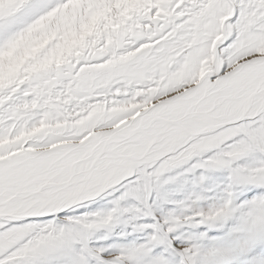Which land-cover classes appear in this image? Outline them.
Here are the masks:
<instances>
[{
  "label": "snow or ice",
  "instance_id": "obj_1",
  "mask_svg": "<svg viewBox=\"0 0 264 264\" xmlns=\"http://www.w3.org/2000/svg\"><path fill=\"white\" fill-rule=\"evenodd\" d=\"M121 12L117 0H17L0 15V52ZM102 44L0 90V264H33L72 239L55 219L105 191L121 192L110 212L69 220L107 224L121 200L194 156L223 167L264 154V0H151ZM234 171L264 185V161Z\"/></svg>",
  "mask_w": 264,
  "mask_h": 264
},
{
  "label": "rangeland",
  "instance_id": "obj_2",
  "mask_svg": "<svg viewBox=\"0 0 264 264\" xmlns=\"http://www.w3.org/2000/svg\"><path fill=\"white\" fill-rule=\"evenodd\" d=\"M57 2L41 0L49 5ZM117 2L122 12L116 21L105 17L101 26L93 20L74 32L66 20L62 36L29 32L15 40L0 52V90L81 56L84 49L95 55L101 39L102 51L121 31L128 14L151 0ZM16 5L17 0H0V15L9 14ZM52 41L58 46L46 54L44 49ZM261 161L264 154L252 153L227 166L204 167L201 157L194 156L167 170L151 187L121 200L107 224L83 229L69 220L83 216L94 221L96 213L110 212L121 192L105 191L59 214L54 227L77 234L36 256L33 264H157L159 260L164 264H264V209L254 204L264 199V185L241 180L234 171L252 169ZM228 201L227 214L211 220L198 217Z\"/></svg>",
  "mask_w": 264,
  "mask_h": 264
},
{
  "label": "bare ground",
  "instance_id": "obj_3",
  "mask_svg": "<svg viewBox=\"0 0 264 264\" xmlns=\"http://www.w3.org/2000/svg\"><path fill=\"white\" fill-rule=\"evenodd\" d=\"M65 195H68V194H65Z\"/></svg>",
  "mask_w": 264,
  "mask_h": 264
}]
</instances>
